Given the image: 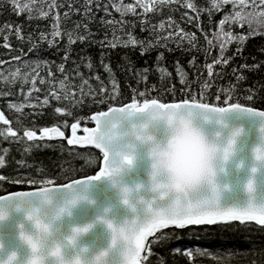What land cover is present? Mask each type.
<instances>
[{
	"label": "snow or ice",
	"instance_id": "6c2138e0",
	"mask_svg": "<svg viewBox=\"0 0 264 264\" xmlns=\"http://www.w3.org/2000/svg\"><path fill=\"white\" fill-rule=\"evenodd\" d=\"M5 2L26 22L47 19L48 30L26 32L21 23H0L5 49H9L12 34L17 44L26 43L33 54L27 58L21 48L26 58L11 59L22 67L0 72V82H18L17 94L25 98L24 104L5 101L4 107L15 114L11 122L0 112L5 126L0 128V139L6 142L0 148V185L30 186V190L0 196V264H153V259L166 264L164 256L178 253L191 264L194 238L220 247L227 239L235 249L243 250V264H264V76L248 82L247 75L264 68V61L256 62L253 57L252 63H245L242 54L246 39L257 35L254 24L264 36L260 19L264 0H208L207 8L200 7L209 19L213 11L223 13L215 24L217 52L211 62H207L208 49L201 46L205 62L197 63L193 33L182 32L179 25L174 33L164 32L165 38L181 34L173 43L188 53L191 80L178 59L172 61L173 77L163 66L162 51H156L151 67L145 61L141 68H135L129 55L122 53L115 67L132 74L134 80V84L125 80L123 89L105 50L120 46L144 56L153 48H164L160 42L164 22L155 28L148 25L149 32L156 31L155 43L137 39L131 30L125 32L126 38L116 36L114 30L111 38L105 33L95 41L89 24L97 12L104 13L98 21L101 26L124 23L111 18V5L121 17L124 13L139 17L143 31V14L160 13L161 7L176 0H104L103 4L83 0L75 7L56 0H39V7L37 0ZM181 7L193 12L197 8L192 0H183ZM60 8L62 13L57 12ZM72 14L80 19L72 20ZM167 19L170 26L171 16ZM188 19L192 22L193 17ZM195 21L199 29L198 12ZM243 24H247L246 32H233L234 25ZM201 35L213 45L211 37ZM183 39H187V49ZM89 41L99 45L96 59L105 79L95 72L92 57L83 50L71 58L74 43ZM232 42L236 47L228 56L225 52ZM42 50H51L53 56L62 53L60 62L41 57ZM260 53L264 55V48ZM232 57L241 62L223 73L230 78L223 85L214 83ZM69 60L71 68L66 67ZM81 66L91 76H85ZM41 67L48 69L46 75L36 71ZM205 70L206 76L202 75ZM152 74L157 79L150 84ZM89 80H95L96 86ZM34 81L45 90L33 100L29 93L40 91ZM9 94L3 93L5 97ZM25 104L27 112L23 111ZM45 106L47 113L42 111ZM38 117L45 124L38 125ZM229 117H249L255 123L246 128L229 124ZM69 118L72 134L65 137L62 128ZM79 121H91L94 127L83 126V135L78 136ZM173 128L179 131L170 135ZM57 138L66 139L69 146L91 145L92 149L68 148L65 152V144L59 143L50 167L29 164L23 158L54 147ZM12 145L21 158L11 155ZM10 214H14L11 219ZM256 233L261 234L260 240ZM195 251L203 254L200 248Z\"/></svg>",
	"mask_w": 264,
	"mask_h": 264
},
{
	"label": "trees",
	"instance_id": "16d2710c",
	"mask_svg": "<svg viewBox=\"0 0 264 264\" xmlns=\"http://www.w3.org/2000/svg\"><path fill=\"white\" fill-rule=\"evenodd\" d=\"M64 3L65 7H67V4L71 2L73 6H77L80 3H83V0H56L57 4ZM100 2L103 4L104 0H100ZM122 3H132L133 0H121ZM45 3H47V0H45ZM183 3V0H176L174 4H169L167 7H161L160 13H146L143 14L144 19L146 20V24L144 27V30H141V22L140 18L137 17L134 14L131 13H124V15L121 17L120 13L116 12L114 9L111 8V5H109V11L111 12V18L116 21H124V23H117L113 25H104L101 26L98 21L99 17L101 15H104V13L97 12L96 13V20L92 21L89 24V27L95 35L92 37L95 41H100L104 36L105 33H107L108 37L111 38L113 36L114 30L115 35L121 38H126L124 35L125 32L128 30H131L132 34L139 40H152L153 43H155V36L156 31L149 32L148 25H152L153 28H155V25L159 21H163L165 28L163 30H160V36H161V43H164L166 46L164 48L156 49L153 48L151 51L145 53L144 56H140L138 52H134L131 49H124L120 46H117L115 49L112 50H105L108 55L107 59L109 60L111 66L115 70V77L116 80L119 83V86L121 89L125 87V80L128 81L130 84H134V80L132 79V74H128L124 71H121L119 69H116V65L120 63V55L128 54L134 67L135 68H141L144 66V62L147 61L149 67L152 65V61L155 58L156 51H162L164 54L163 59V66L167 68L168 72L175 76V69L172 64L173 60H179L181 63V66L185 72L188 73V79H193L192 77V70L188 68L187 66V59L189 58L188 53L185 51H182L181 48L177 47L175 43H173L174 39H180L181 34L176 33L175 37L168 36L165 38L164 32H175L176 26L179 25L182 32H188L193 33L195 35L194 43L196 45V48L192 50L193 55L196 57L197 63L203 64L205 62V52L201 49V46L208 49V57L207 62H211L213 58L216 56L217 47L215 45V36L213 35L215 33V24L216 21H218L221 18L222 12H216L213 11L211 13V19H209V16L206 12H200V7L203 6L205 8L208 7V0H192V3L197 6L196 12H193L192 9H188L186 7H181ZM258 3V0H257ZM37 7L40 6L39 0H37ZM64 11L63 8L57 9L58 13H62ZM136 12H139V8L135 9ZM197 12L199 13V22L200 27L199 29L195 26V17ZM184 13H187V15H184ZM168 16H171L172 23L169 26V21L167 19ZM189 17H193L192 22H189ZM109 17L105 15V19H108ZM72 20H78L80 17L76 14L71 15ZM255 19V18H254ZM262 22H264V17L260 18ZM62 25L64 24L63 18L61 17ZM4 21H11L13 23H21L23 24L24 30L26 32H33V28L35 29V32H39L42 30L47 31L48 30V20L47 19H40V18H34L31 21H24L23 15L16 16L14 13H12L5 0H0V23H3ZM256 27L257 35L248 37L245 41L244 47L242 49V54L244 57H246L245 63H252L253 57H255L256 62L264 61V55H261L260 49L264 48V36H261L259 33L261 32V28L257 25H253ZM211 29V31H209ZM233 32L240 31V32H246L247 24H243L239 27L233 26ZM201 32L205 33L207 36L211 37L213 40V45H209L206 43L204 36L201 35ZM9 49H5L2 44V34H0V60H4L5 64L0 65V72H10L13 70V68H19L22 67L17 61L12 60L11 58L13 56H21V59H25L26 57L21 55L20 49L22 48L25 53H27V58H32L33 54L31 52H28V46L27 44H17L16 39L14 35L10 34L9 37ZM61 44H63V41H60ZM181 43L183 45V48L187 49L189 47L187 43V39L181 40ZM236 47L235 43H229L226 49L225 54L228 56L232 55V50ZM43 48H47V45H43ZM168 48L173 49V51L169 52ZM80 50H83L84 54L92 57L93 67L96 73H98L101 77V79H105L106 74L103 72V70L98 66L97 64V55L100 51L98 44H93L90 41L87 43H74L72 48V57L73 59L76 58L77 54L80 52ZM62 55V53H58L56 56H53L51 54V50L48 51H41L40 56L41 57H47L48 60H55L57 63H59V56ZM239 57H232L229 64L224 66L222 68V75L217 78L214 83H218L220 85H223L226 80L230 78L228 75H223V73L228 72L229 69L232 67V65H238L240 63ZM71 60H69L66 67L71 68ZM215 67V66H214ZM46 67H41L37 69L36 71L40 75H46L47 72ZM54 74H56V70L54 67L51 68ZM80 71L85 76H91V71L84 69L83 66L80 67ZM134 74V73H133ZM58 75V74H56ZM202 75L206 76L207 72L206 70L202 73ZM249 77V81H255L259 80L262 76H264V68H260L258 72H248L247 73ZM157 79V76L155 74H152L148 77L149 83L151 84ZM175 82V81H174ZM246 82V83H248ZM34 84H36V87L40 89L39 92L36 93H29L30 96H32L33 100L36 96H42L44 94L45 86L39 84L38 81H34ZM89 83H91L93 86H96L95 80H89ZM244 85L242 84V87ZM20 87L19 83H12L8 84L5 82H0V109L3 111L5 117L9 119L11 122L13 119V116L15 115L14 112H10L8 109L4 107L5 101H10L13 103H25V98L23 95L17 94V88ZM22 90H26L22 89ZM198 90V86H197ZM7 91L10 94L5 97L3 93ZM32 102L29 101L28 104H31ZM53 107L58 106L55 101H50ZM28 104H25V107L23 108V111L27 112L29 111ZM42 111L47 113L49 109L47 106H45ZM86 111V109L81 110V114H83ZM71 118H69V124L64 127L63 129L69 128L71 123ZM36 123L38 125L45 124V120L43 118H37ZM81 127L83 125H89L92 122H84L79 121L78 122ZM5 127L3 125V122H0V128ZM38 130V128H37ZM58 143L54 145V147L51 148H45L39 152H32L31 155L24 154V159L27 163L32 164L33 162L37 165H48L49 167V161L54 159L56 157V149L58 148L59 143L65 144V152H67L68 148H72L74 150L80 151L82 148L86 149H92L91 145H85V146H78V145H67L65 139H57ZM6 142L0 139V148L5 147ZM16 146H11V155L17 159L21 158V153L17 152L15 150ZM33 157H35V161H33ZM93 174V173H89ZM79 178V177H75ZM66 182V181H65ZM55 183V182H53ZM22 189H30V186L24 185L20 186L17 185L13 188H8L6 185H0V195L6 194L7 191H16V190H22ZM255 238L257 240H260L261 234L256 233ZM223 239V238H222ZM194 244L195 248H200L203 252V254L198 255L195 251V248H193V260L191 264H243V261L245 259V256L243 254V250H237L233 247L232 244L228 243L227 239H225L224 247H220L219 245H210L207 241H196L194 238ZM188 247H192V245H184ZM211 253V255H209ZM161 256H164L163 253H161ZM164 259L166 261V264H190L188 261V258L184 256L182 253L178 254H168L167 256H164ZM153 264H156L155 259H153Z\"/></svg>",
	"mask_w": 264,
	"mask_h": 264
},
{
	"label": "water",
	"instance_id": "95a60500",
	"mask_svg": "<svg viewBox=\"0 0 264 264\" xmlns=\"http://www.w3.org/2000/svg\"><path fill=\"white\" fill-rule=\"evenodd\" d=\"M228 123L229 124H243L246 128L249 127L250 125H254V121L252 118L249 117H229L228 118ZM94 127V124L93 126ZM72 134V133H71ZM79 136V135H78ZM78 179V178H77ZM6 195V194H5ZM3 196V195H2ZM14 214H10V219L12 218Z\"/></svg>",
	"mask_w": 264,
	"mask_h": 264
},
{
	"label": "clouds",
	"instance_id": "9594fccd",
	"mask_svg": "<svg viewBox=\"0 0 264 264\" xmlns=\"http://www.w3.org/2000/svg\"><path fill=\"white\" fill-rule=\"evenodd\" d=\"M177 131H179V129H177V128L170 129V130H169V134H170V135H171V134H175Z\"/></svg>",
	"mask_w": 264,
	"mask_h": 264
}]
</instances>
